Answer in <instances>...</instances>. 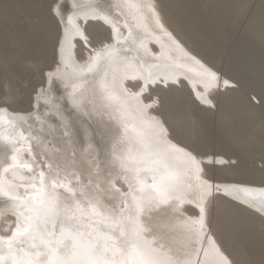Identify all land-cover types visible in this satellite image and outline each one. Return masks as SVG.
<instances>
[{
	"label": "rangeland",
	"instance_id": "obj_1",
	"mask_svg": "<svg viewBox=\"0 0 264 264\" xmlns=\"http://www.w3.org/2000/svg\"><path fill=\"white\" fill-rule=\"evenodd\" d=\"M76 1L0 0V97L8 99L11 104L6 112L0 113V135L10 130L6 125L9 121L3 119V116H9L12 120V129L18 125L15 130L17 136L22 131L24 134L31 133L30 135L34 137V130L40 127L39 130L43 134L45 131L49 136L51 132H56V139H67L82 150L87 146L88 136L90 141L88 143L91 146L85 152L87 156L95 154L97 150L101 161L108 157L110 169L120 172L123 169L120 159L125 157L126 160L127 156H132V153H127L130 150L124 145L122 128L103 103L102 84L106 82L105 87L114 90V93L120 97V102L116 104L122 108L120 112L125 114L121 113L126 121H135V116H140L135 110L137 104L132 98L133 94L142 93L143 105L159 98L161 103L158 107L150 109L152 112L149 109L144 111L148 116L157 117L158 114V118L168 121L165 127L171 133L167 136L169 143L172 144L173 141L179 147L192 145L200 152L216 153V163L212 165L206 163L210 155L203 157L205 160L203 172L207 177L208 185H211L210 194L204 203L206 209L204 235H211L233 264H264L263 215L254 210L252 205H247L241 195L230 196L221 189V185L239 184L245 186V191L252 190L253 187V190H264V104L253 102V99L259 101L264 95V0H157L164 21L156 16L154 22L149 19L153 25H146L145 16L148 14L147 11H151L145 8L139 12L124 9L125 12L118 16L119 10L111 7L117 0H110L111 2L106 0L109 1L110 9L101 6L100 1L105 2L104 0H98L99 5L94 6L87 5L86 0ZM104 14H110L112 17L114 15L117 18L116 22L121 32L118 30L112 33L115 38L110 41L111 51L101 53L97 60L94 59L96 55L94 50L90 51L89 48L82 47L73 37L77 28H81L80 30L87 28V31L97 38L108 36V30L91 19L94 15ZM69 17L71 22L68 20ZM156 18L159 20V25ZM156 32L159 35L162 33L163 36H157ZM118 34L123 36L117 38ZM165 37L167 40L169 38L170 42L172 40L173 45L182 47L181 50L185 51L187 57L186 61H192L194 70L187 69L190 81L179 74L181 70L176 68L179 74L176 78L165 79L162 75L168 70L167 66L160 65L163 59L175 65L173 63L175 59L169 52L173 46L171 44L164 46ZM163 38L165 40H162ZM125 43L129 46L126 50L130 61L128 58L124 60L122 55L124 50L122 44ZM62 45L65 47L63 52ZM66 45L67 50H65ZM134 49L136 55L131 52ZM115 53H119L117 57L120 62L125 63V67H133L135 62V67L144 69L146 61L148 66L158 64V67L150 68L153 70L151 74L146 72V75H143L137 70H134L132 75L126 74L120 71L118 58L106 60ZM142 55L146 58L144 59ZM149 57L154 61L147 60ZM101 59L106 63L100 62ZM183 60L179 61L183 62ZM196 66H199L201 69L198 67V70L204 73H199L197 76L207 79V83H203L204 87L199 83H193L196 86L191 83L192 76L197 74L194 73L195 69L197 70ZM95 67L96 73L93 71ZM58 69L59 74L49 76L50 73H57ZM205 69L216 72L221 77L220 81L211 82L205 75ZM176 80H180L179 83H174ZM224 80L229 81L228 87H225ZM117 84L124 91L121 87H114ZM196 87H202L201 94L196 93ZM196 96L211 100L215 107H210ZM74 97L78 98L76 99L86 110H93V107L106 109L104 112L108 113L109 120L115 124V127L101 124L103 121L97 118L95 121L90 120L84 116L85 112H76L75 109L68 108L66 110L69 111L66 112L64 101L68 106ZM56 111L60 114L56 115ZM137 124L135 125L141 126L140 122ZM12 129L10 131H13ZM15 150L13 154L18 151ZM177 154L171 157L177 159L178 156H183ZM10 157L12 154L7 152L4 159L11 161ZM34 158L30 155L22 160L31 163ZM181 159L185 161L184 158ZM34 160L37 164L38 159ZM92 161L93 163L88 166L95 170L97 164L94 163V159ZM1 170L2 167L0 172ZM18 171H15V175ZM1 173L0 180H6ZM36 174L38 175V170L31 173V175ZM52 175L51 172L49 176ZM61 177L64 179L63 182L67 181L66 177ZM84 177L82 182L74 178L77 181L74 184L75 190L85 189V186H88L85 190H91V194H95V198L99 199L100 197L98 198L94 193L97 189L96 185L98 186L97 178H92L89 182V178ZM215 189H219V192ZM57 191L61 198L68 195L61 193L62 189ZM90 197L93 196L78 195L76 199H81L83 202ZM197 204L186 201L181 207L191 215L198 213L200 215ZM13 219L11 215L4 216L0 221V230L12 224Z\"/></svg>",
	"mask_w": 264,
	"mask_h": 264
},
{
	"label": "snow or ice",
	"instance_id": "obj_2",
	"mask_svg": "<svg viewBox=\"0 0 264 264\" xmlns=\"http://www.w3.org/2000/svg\"><path fill=\"white\" fill-rule=\"evenodd\" d=\"M111 7L118 9L119 14H123L124 9L139 12L147 8L154 12L150 0L148 2L117 0ZM91 19L104 26L109 35L97 38L89 33L87 28L84 30L77 28L73 38L82 47H87L90 51L94 50L96 52L94 59L98 60L101 53L111 49L110 41L114 39L112 33L118 31L119 26L110 14L94 15ZM70 20L71 17H69ZM157 24L159 25V20ZM65 40H68L67 33ZM61 50L63 52V45ZM57 74L59 69L57 73H50L49 76ZM205 75L210 81L219 82L221 79L210 69H205ZM174 83H179V80ZM223 83L225 87L229 86L228 80H224ZM114 87L121 86L117 84ZM121 90L124 91L122 87ZM101 91L107 105L120 102V97L106 87L101 86ZM125 95H127L126 91ZM141 95L142 93L133 94L132 98L136 101L141 125L149 129V134L138 132L135 141L139 145L137 155L129 156L126 160L121 159V167L125 173L132 174V179H128L125 175L123 183L127 185L126 191L111 185L114 188L111 198L118 197L121 201L120 206L106 208L101 200L95 197L83 202L77 200L78 195L89 196L85 190L88 186L77 191L71 185L65 189L64 185L58 184L55 180L49 185L43 170L19 185L0 180V199L12 202L11 209H0V216L11 214L14 218L12 224L0 230L2 231L0 264H233V261L228 259L215 243L212 245L210 258L205 253L206 259L201 260L200 253L197 252V259L193 261L187 256L180 259L172 253L170 248L165 249L162 243H158L156 237L149 239L153 229L146 224L147 218L158 214L163 208L171 207L178 200L183 202L182 185L169 169V155L182 154L189 171L194 169L199 179L204 171L203 157L210 155L206 163L212 165L216 163V153L200 152L192 145L179 147L170 144L167 140L170 133L165 127L168 121L148 116L144 111V109L158 107L161 103L159 98L143 105ZM198 98L210 107H215L211 100ZM253 102L264 104V95L259 101L253 99ZM10 106L8 99L0 97V113L6 112ZM0 141L6 148L19 143V140L3 135H0ZM13 151L16 150L13 149ZM25 155H31L30 146L25 151ZM11 161L8 167L3 168V173L6 174L11 170L14 178L15 170L18 168L28 173L36 171L34 159L31 163L20 162L13 154ZM141 172L151 173L150 183L140 178ZM20 179L25 178L20 177ZM108 183L111 184V181ZM206 187L210 188L211 185ZM57 189L66 191L68 195L62 199ZM97 196H104L99 186H97ZM104 198L108 199V197ZM199 212V218L192 221L191 225L193 228L198 225L199 229L203 230L206 219L205 207L200 206ZM185 225L187 226V222Z\"/></svg>",
	"mask_w": 264,
	"mask_h": 264
},
{
	"label": "bare ground",
	"instance_id": "obj_3",
	"mask_svg": "<svg viewBox=\"0 0 264 264\" xmlns=\"http://www.w3.org/2000/svg\"><path fill=\"white\" fill-rule=\"evenodd\" d=\"M58 1V0H57ZM76 1V0H74ZM83 1V0H82ZM88 2L87 5L90 6H94V5H99L98 4V0H86ZM105 2H101L100 4L102 7L110 9L109 7V1L104 0ZM115 1V0H114ZM77 2V1H76ZM111 2V1H110ZM132 2H148V0H132ZM151 4L154 7V12H148L147 11V16H145V21H146V25H153L152 22L149 20L151 19L154 22L155 17L157 16L159 18V20L164 21L163 18V14L161 13L160 9H159V5L157 3V0H150ZM78 3V2H77ZM76 4V3H75ZM57 5V4H56ZM58 7V6H57ZM83 7V5H82ZM91 8V7H90ZM93 8V7H92ZM58 9V8H57ZM146 10H148L147 8H145ZM59 10V9H58ZM126 10V9H125ZM80 11V10H79ZM90 11V10H89ZM92 11V9H91ZM94 11V9H93ZM128 11V10H127ZM82 12V11H81ZM88 12V11H87ZM96 12V11H95ZM99 12V11H98ZM125 12V11H123ZM116 13V12H115ZM129 14V12H128ZM57 16V15H56ZM68 16V15H67ZM119 16V13H118ZM128 16V15H127ZM114 19H117L114 15H113ZM69 20V19H68ZM67 20V22H68ZM124 20V19H123ZM157 20V18H156ZM77 21V20H76ZM119 21V20H117ZM65 22V21H64ZM71 22V21H70ZM121 23V21H119ZM118 22V23H119ZM123 22V21H122ZM142 22V21H141ZM124 23V22H123ZM163 22H161L162 24ZM72 25V24H71ZM126 25V24H124ZM123 25V26H124ZM62 26V25H61ZM75 26V25H74ZM80 26V25H79ZM157 26V25H156ZM163 26V25H162ZM165 26V25H164ZM70 27V26H69ZM73 27V26H72ZM154 27V26H153ZM77 28V27H76ZM75 28V29H76ZM151 28V27H150ZM158 28V27H156ZM69 29V28H68ZM67 29V30H68ZM81 29V28H80ZM132 29V28H131ZM164 29H166L164 27ZM168 29V28H167ZM71 30V28H70ZM74 30V29H73ZM133 30V29H132ZM120 31V30H119ZM159 31V30H158ZM157 31V32H158ZM121 32V31H120ZM132 32V31H130ZM155 32V31H154ZM156 32V33H157ZM69 33V32H68ZM72 33V32H71ZM164 33V31L162 32ZM160 34L163 36V34ZM167 32H165L166 34ZM62 34V33H61ZM172 34V33H171ZM70 35V34H69ZM131 35V33H130ZM129 35V36H130ZM159 34L157 33V36ZM159 35V36H160ZM120 34L116 35L117 38H119ZM123 35L121 34L120 37H122ZM166 36V35H165ZM173 36V34H172ZM61 37V36H60ZM64 37V36H63ZM174 37V36H173ZM115 38V37H114ZM116 38V41H117ZM130 38V37H129ZM136 38V37H133ZM166 38V37H165ZM165 38H163L162 40H165ZM175 38V37H174ZM128 39V38H126ZM152 39V38H151ZM158 39H161L158 37ZM176 39V38H175ZM63 40V39H62ZM75 41V40H74ZM124 41V40H122ZM126 41V40H125ZM132 41V39H131ZM160 41V40H159ZM121 42V41H120ZM137 42V40H136ZM181 41H179L180 43ZM118 43V42H116ZM123 43V42H122ZM133 44V42H131ZM172 40L170 42L169 38L165 41H163L164 46L167 44H171L173 47L170 48V53L172 54L173 58L176 60H174L173 63L174 64H170L167 63L164 59L161 62V67L163 66H167L168 70L166 73H162V75L164 76V78H176V75L182 74L183 77L185 76L189 81H190V77H189V73L187 72L189 70H194L192 68H194V66H192L193 64L191 63L192 61H186L187 57L185 56V51L183 52L181 49L182 47H179L178 45H173L172 44ZM68 45V44H67ZM67 45H66V49L67 50ZM129 45V43H128ZM131 45V44H130ZM134 45V44H133ZM182 45V44H181ZM60 46V45H59ZM163 46V48H164ZM118 47V45L116 46ZM121 47V44H120ZM127 44H122V49L123 50V57L124 60L127 57V53L128 51L126 50ZM65 48V47H63ZM115 48V47H114ZM134 48V47H133ZM146 48V47H145ZM162 48V49H163ZM167 48V47H166ZM169 48V47H168ZM186 49V48H184ZM187 50V49H186ZM111 51V50H110ZM135 49L134 51L132 50V54H135ZM164 51V49H163ZM176 51V52H175ZM74 53V52H73ZM95 53V52H93ZM190 53V52H189ZM64 54V53H63ZM107 54V53H106ZM129 54V53H128ZM131 54V55H132ZM146 54V53H145ZM144 54V55H145ZM151 54V53H150ZM154 54V53H153ZM119 55V53H115L113 56L108 57V59L106 60H115L118 58L117 56ZM129 56V55H128ZM140 57V55H137V57ZM143 56V55H142ZM153 56V55H152ZM120 57V56H119ZM132 57V56H131ZM136 57V56H135ZM161 57V56H160ZM144 58V56H143ZM146 58V56H145ZM144 58V59H145ZM129 59V58H128ZM143 59V60H144ZM184 59L186 62H181L179 60ZM79 60V59H78ZM147 60L149 61H154L151 57L147 58ZM177 60L179 62H177ZM200 60V59H199ZM65 61V60H64ZM119 61V58H118ZM130 61V59H129ZM142 61V60H141ZM161 61V60H160ZM102 63H106L103 61V59H101ZM110 62V61H109ZM115 62V61H114ZM143 62V61H142ZM157 62V61H156ZM121 63V65H120ZM154 63V62H153ZM194 63V62H193ZM62 64V63H61ZM112 64V63H110ZM139 64V63H138ZM145 64V63H143ZM60 65V64H59ZM77 65V64H76ZM100 65V64H98ZM97 65V66H98ZM113 65V64H112ZM133 67L132 66H128L125 67V63L123 64L122 62H118V66H120V71L125 72L126 74H131L133 73L134 70H137L140 74L146 75V72L151 74V72L153 71L150 68H157V65H152V67L147 65V61H146V66L143 68L141 67H135V62L133 63ZM150 65V64H149ZM195 65V64H194ZM198 65V64H197ZM96 66V67H97ZM108 66V65H107ZM111 66V65H110ZM148 66V68H147ZM58 67V66H57ZM73 67V66H72ZM95 67V69L93 70L95 72V70H97V68ZM129 67H131L132 69H129ZM197 67V66H196ZM195 67V68H196ZM199 67V66H198ZM197 67V70L195 69L194 73H197L195 76L193 75L191 78L193 81L191 82L192 85H195L193 83H199L203 86V83H207V79L206 78H202L201 76L198 77L197 75L199 73H203L200 72ZM106 68V67H104ZM181 70L179 72V74L177 73V70ZM180 68V69H179ZM62 69V68H61ZM162 69V68H160ZM201 69V68H200ZM119 70V69H118ZM100 71V69H99ZM104 72V70H102ZM112 71V70H111ZM199 71V72H198ZM92 72V71H91ZM137 72V73H138ZM143 72V73H141ZM50 73V72H49ZM62 73V71H61ZM93 73V72H92ZM96 73V72H95ZM95 73H93L95 75ZM105 73H109V72H105ZM158 73V72H157ZM117 74V73H116ZM119 74V73H118ZM134 74V73H133ZM161 74V73H160ZM204 74V73H203ZM48 75V74H47ZM105 75V74H104ZM130 75V76H131ZM136 75V74H135ZM99 76V74H98ZM108 76V75H107ZM122 76V75H121ZM101 77V76H100ZM182 77V76H181ZM206 77V76H205ZM153 78V77H152ZM157 78V77H156ZM128 79V78H127ZM138 79V78H137ZM154 79V78H153ZM161 79V78H160ZM135 80V79H134ZM143 80V79H142ZM185 80V79H184ZM46 81V79H45ZM81 81V80H80ZM103 81V80H102ZM170 81V80H169ZM180 81V80H179ZM182 81V80H181ZM187 81V80H186ZM74 82V81H73ZM87 82V81H86ZM160 82V81H159ZM212 82V81H211ZM106 82H104L102 84V86H106L105 84ZM215 83V82H214ZM133 84V83H132ZM141 84V83H140ZM148 84V83H147ZM151 84V83H150ZM83 85V84H82ZM196 86V85H195ZM204 87V86H203ZM91 88V87H90ZM189 88V87H188ZM194 88V87H193ZM202 88V87H201ZM200 87H196L195 91L197 94H201L202 89ZM82 89V87H81ZM191 89V88H190ZM43 90V89H42ZM70 90V89H69ZM74 91V89H72ZM92 90V89H91ZM100 90V88H99ZM110 92H114V90L112 89H108ZM138 90V89H137ZM70 93V91H69ZM91 93V91H90ZM98 93V92H97ZM102 93V91H101ZM130 93V92H129ZM74 94V93H73ZM204 94V93H203ZM92 95V94H91ZM132 95V94H131ZM85 96V95H84ZM100 96V95H98ZM103 96V95H102ZM195 96V95H194ZM79 97V96H78ZM83 97V96H82ZM81 97V98H82ZM89 97V95H88ZM94 97V96H93ZM197 97V96H196ZM203 97V96H202ZM47 98V97H46ZM77 98V97H76ZM75 97L73 99H71L70 101V105L66 106L67 104L63 103L64 107H65V111H69L66 110L68 109H75L76 112H85L84 116H86L88 119L95 121V118H97V120L103 121L101 122V124L104 125H109L111 127H115V124L113 122H111V120H109V115L108 113L105 114L104 111H106V109H102L99 107V109L93 107V110H86L85 107L80 104L81 102H79V100H77ZM90 98V97H89ZM101 98V97H100ZM198 98V97H197ZM93 99V98H92ZM81 101V100H80ZM94 101V99H93ZM102 101V100H101ZM104 101V100H103ZM88 102V101H87ZM83 103V102H82ZM93 103V102H92ZM99 103V102H98ZM106 107L108 108V110L111 111V113L114 115L115 119L117 120L118 124L121 126L122 128V135L125 138V144L127 147V150H130L129 153H132L131 157H135L137 155V150L139 145L135 142L136 138H137V134L138 132H144L145 135H148L147 133H149V129L146 126L143 125H139L137 126V122H140V116L136 117L135 116V121H126V118L124 119L123 115H125L123 112H120V108L118 107V105L116 103H113L112 105H107L106 102H103ZM89 104V103H87ZM97 104V103H96ZM100 104V103H99ZM98 104V105H99ZM103 104V105H104ZM206 104V103H205ZM134 105V104H133ZM102 106V105H101ZM135 107V105H134ZM137 110V106L135 107ZM122 109V108H121ZM150 111V109H149ZM35 113L37 112L36 110L34 111ZM152 112V111H150ZM59 113V111H56L55 114L57 115ZM123 113V115L121 114ZM139 113V112H138ZM60 114V113H59ZM6 115V113L4 114ZM35 115V114H34ZM127 115V114H126ZM138 115V114H137ZM151 115V113H150ZM154 115V114H152ZM158 117V114H156ZM112 116V115H111ZM129 116V115H127ZM26 117V116H25ZM126 117V116H125ZM37 119H39L36 116ZM160 118V117H159ZM3 119H5L6 121H9L7 125V127L10 128V130L12 129V120L9 119V116H3ZM21 119V118H20ZM19 119V120H20ZM27 120V118H25ZM23 121V120H21ZM141 123V122H140ZM26 124V123H25ZM29 124V123H27ZM117 124V125H118ZM137 124V125H135ZM15 128L12 129L13 131H5L3 132V136H10L12 137L14 140H19L18 144H13L8 146L7 148L5 147V145L3 144L2 141H0V167H2L1 170V174L2 177L4 179H6L7 181H9L11 184L13 185H19V184H23L25 183L31 175V173L28 174L27 171L21 169L19 170L16 169L15 171L17 175H13V172L10 170L8 173H3V168L8 167V165L10 163H12V161H7V159H4L7 156V152L13 155V149H18L17 153L15 154L17 156V160L20 162H26L23 161L22 158H25V151L29 148V146L31 147V155L34 156L36 159H38V161H36V163L38 164H34V168L35 170H38V173L43 170L45 173V178H46V182L49 184L50 182H52L53 180L57 181L58 184H62L64 185V188L66 189L69 185H71V187L73 189H75L76 187H74V184L77 182L74 178L78 179V181L82 182V179H85L84 176H87L89 178V182L92 181V178L96 180H98V186H99V190L101 192L104 193L103 197L98 196V198L101 200V202L105 205V206H116L119 207L121 204L120 199L117 197L115 199H112L111 197L114 194V188L111 185H115L116 188H121L122 191H126L127 190V185H125L123 183L124 181V177L125 175H127L128 179H132V174L131 173H125V171L122 169L120 172H115L113 169H110V161L107 159H103L102 161L100 160V158L97 155V150L95 151V154L93 155H88L85 153L89 150L90 146L88 142H90L88 140V136H87V132H86V136H87V146L85 147L84 150L77 148V146L72 145L69 140L67 139H61L55 136L56 132H49L50 133V137L47 136L41 132V130H39L40 127H37L36 130H34V137L31 136L30 134H24V132H18V136L15 135V130L18 128L17 126H14ZM110 127V128H111ZM34 128V127H33ZM147 128V129H146ZM38 129V130H37ZM125 129H127V131H125ZM28 130V129H27ZM121 131V130H120ZM1 133V132H0ZM21 133H23V136H21ZM29 133V132H28ZM171 134V133H170ZM15 135V136H14ZM119 135V134H118ZM112 138V137H111ZM169 138V137H167ZM117 139V138H116ZM123 140V141H124ZM119 141V140H118ZM116 140V142H118ZM172 141V140H170ZM169 142V141H168ZM70 143V144H69ZM100 143V142H99ZM114 143V140H113ZM175 143V142H174ZM172 141V144H174ZM177 143V142H176ZM104 144V143H103ZM117 144V143H116ZM123 144V143H122ZM171 144V143H170ZM179 144V142H178ZM16 145V146H14ZM94 145V144H93ZM115 145V144H114ZM181 145V144H180ZM18 146V147H17ZM118 146V145H117ZM17 147V148H16ZM113 147V146H112ZM116 147V146H115ZM183 147V146H182ZM10 149V150H8ZM114 149V148H113ZM135 150V151H134ZM6 154V155H5ZM179 154V153H178ZM177 154V155H178ZM9 155V154H8ZM176 155V153H175ZM174 154L169 155L168 157V164H169V169L170 171L174 174V176L179 180L180 184L182 185V191H183V202L181 201H176L174 202L171 207L168 208H163L158 214H154L150 217L147 218L146 220V224H148L150 227H152L153 229V233L152 236L149 237V239H152L153 236L157 238L158 243H162L165 246V249H171L172 253L176 256H178L180 259L187 257H190L193 261H195L197 259V252L200 253L199 258L201 260L206 259V255L205 253L208 254V258L211 257V248L213 243H215L217 245L216 240L211 236V235H204V229L200 230L199 226H195L194 228L191 225L192 221L197 220L199 217V213L198 215L196 214H189L188 212H186L181 206L182 204L186 203V201H193L196 202L197 205L200 206H204L205 200L207 199V197L210 194V188L206 187V185H208V181H207V177L205 175V172H203L202 174H200L199 179H197V173L195 172V170H191L189 171L188 165L185 163V161H183L184 158L179 157L177 159L171 157V156H175ZM108 156V154H107ZM89 157V158H88ZM11 158V157H10ZM34 158V159H35ZM128 158V156H127ZM28 159V158H27ZM30 159V158H29ZM32 159V158H31ZM92 159L95 160L94 163L97 164L96 169H91V166L89 167L88 165H90V163H93ZM125 159V157H124ZM11 160V159H10ZM25 160V159H24ZM177 160V161H176ZM100 161V162H99ZM121 161V159H120ZM31 162V161H30ZM82 163V165H81ZM118 163V162H117ZM187 165V166H185ZM52 172V176L51 175ZM37 175V174H36ZM64 176L67 178L66 182H63L64 179L61 177ZM20 177H24V180H21ZM70 177V178H68ZM86 177V178H87ZM150 177V178H149ZM140 178L142 180H148V182H151V173H144L141 172L140 173ZM108 181H111V184L108 183ZM38 182V181H37ZM79 184V183H78ZM50 185V184H49ZM88 185V184H87ZM213 185V184H212ZM244 185V184H243ZM97 187V185H96ZM217 188V187H216ZM219 188V187H218ZM245 186L242 187L241 185H221V189L224 191V193L226 194H230L233 196H237V194L241 195L243 197V199L245 200V203L248 205H252L253 209L259 213H261L264 217V207H262V205H264V190H260V189H254V187L251 189H249V191H245L244 190ZM263 188V187H262ZM220 189V190H221ZM94 190V189H93ZM217 189H215L216 191ZM227 190V191H226ZM247 190V188H246ZM21 194H23V189L20 190ZM63 192L61 193H67L66 191L62 190ZM79 191V190H78ZM214 191V190H212ZM58 192V191H57ZM89 193V196H93L94 195L91 194V190L88 189L87 191ZM219 192V191H218ZM97 194V189L95 190V192ZM260 193H262L263 195H259ZM203 194V199H201V196ZM213 194V193H212ZM258 194V197H257ZM97 196V195H96ZM232 196V197H233ZM104 197H108V199H105ZM63 198V197H62ZM91 198V197H90ZM87 199V198H86ZM85 199V200H86ZM239 199V198H237ZM242 200V201H244ZM81 201V199H80ZM238 202H240L239 200H237ZM241 201V203H243ZM192 204V202H191ZM244 204V203H243ZM190 205V204H189ZM194 205V206H197ZM249 205V206H250ZM193 206V205H192ZM191 206V207H192ZM187 207V206H186ZM251 207V206H250ZM12 208V202L11 201H4L2 199H0V209H11ZM107 208V207H106ZM111 208V207H110ZM198 208V207H197ZM199 210V209H197ZM199 212V211H198ZM11 215V214H9ZM4 216H0V221H2ZM6 218V217H5ZM5 222V221H4ZM185 222H187V226L185 225ZM195 233V234H193ZM201 249H204V251H200ZM220 251L222 252V250L220 249ZM225 255V254H224ZM226 256V255H225ZM227 257V256H226ZM229 259V258H228Z\"/></svg>",
	"mask_w": 264,
	"mask_h": 264
}]
</instances>
